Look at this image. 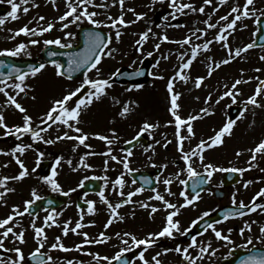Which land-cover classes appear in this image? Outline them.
<instances>
[{"label":"snow or ice","instance_id":"obj_1","mask_svg":"<svg viewBox=\"0 0 264 264\" xmlns=\"http://www.w3.org/2000/svg\"><path fill=\"white\" fill-rule=\"evenodd\" d=\"M7 2L11 6V11L7 13V18L12 20L19 18L18 10L21 8V5L29 4V0H20V3H16L14 0H7ZM51 2L54 6H56V0H51ZM125 2L126 0H112V5L119 4L121 11L117 17L108 15V23H105L104 21L96 19L100 13L96 11H90L89 6L106 9L109 7L107 3L95 4L94 0H66L67 10L58 18L59 22H61V31L68 29L70 25H79L82 21H87L88 24L95 25L96 27H108L115 29V42L119 43L123 35L121 28L135 24L138 21L143 20L147 15V13L136 12L135 9L131 7L125 8ZM156 2L157 0H152V4H155ZM160 2H163V0H160ZM227 2L228 0H219L221 5H224ZM212 4L213 0H203L202 5L197 7L191 2L183 3L180 2V0H168L169 8L173 9V12L170 13L172 19L176 18V13L188 15L189 12H199L204 14L205 6ZM32 7H38V5L33 3ZM149 7H151V5H149ZM29 10V7L26 6L22 9L24 13H28ZM185 10L188 11L186 12ZM215 11H217V9L214 7L213 14ZM126 12H131L135 19L125 20ZM262 17H264V9L256 8L255 0H244L242 7L239 4L231 7L230 11L226 15L220 16L219 20H217L215 23L211 22L212 15H208V18L202 21L206 27L204 29L194 28L190 30V34L185 36L183 40L170 41L167 34L158 35L157 33L153 32V28L151 26H149L145 31L134 34L138 35V39L135 40L136 51L141 52L142 54L143 46L150 39V37L160 41L154 45V50L156 51L161 48V43L166 41L176 43L181 47L185 45L190 46V55L188 52H182L179 54L178 59L181 60L182 63H180L179 69L175 72L174 76L168 79L167 92L170 97V107L168 110L174 118V136L177 141V151L181 153L179 158L184 162L185 165V168L181 169V171H186L189 178L199 177V179L193 183L192 194H188L183 190L180 191L179 195L183 198V203L180 204L172 203L170 200L166 199L165 195L161 194L156 188H152L151 191L153 192V195L148 197V201H159L163 205V210H165L167 213L164 218L165 222L162 228L157 232H149L142 238L131 232L115 233L116 238H118L120 241L121 247L119 248V251H117L113 256H104L98 252L86 253L92 257L96 264H113V261H117L118 264H136L137 260L140 261L141 264H163V261L160 257H162V255H166L168 252H175L179 254L181 257L180 264H198V262L204 261L205 258L211 260L213 257L217 256L219 249L213 247L211 240L202 242L198 240L196 235L191 237L190 242L187 243L186 246L177 244L175 248H164L162 252H156L151 256L150 259L146 257V253L149 249L156 245L157 241L161 237L175 239L177 234L179 236H187L190 233L192 227H195L200 221H203L205 217L210 215L208 211L203 212L201 216L191 221V224L188 228H182L180 220L175 219L180 215L182 209L189 206H194L195 203L201 199L200 192L204 189L200 188V190L197 191V188L202 184L208 183L211 180L214 172H231L242 175L243 173L258 167V164L255 162L257 161L258 157L264 158V139H260L254 147L247 149L251 155L247 161V167L245 168H223L218 167L213 163H205L204 152L208 149L223 145L224 138L233 134L235 125L240 119L245 117L246 113L249 111V106H251L252 109H264V102H262V99H264V80L260 79L259 77H249L247 80L240 78L236 79L230 87L228 85H224L225 91L218 95L214 103L218 105L227 97L231 99L232 105H236L238 103L237 98L243 94L238 88V85L248 83L252 79H256L258 81L254 93L248 96L245 100L239 101L242 107L239 110L238 115L235 118H226L223 125L218 130H214V135L209 136L206 140L201 139L200 142L190 151L184 150V141L186 139H191L195 135L194 121L204 119L205 117L214 114V109L211 106L213 102V93L210 91L205 98L204 104L206 107L200 108L199 112L195 114H189L186 118H182L179 114L181 108L179 99L182 94L175 91V81L177 78H179L180 80L187 83L191 77L185 72V70L190 69L193 62L197 59L200 51H210V45L213 43L220 44L221 47L226 50L227 56L226 58H223L219 61H213L211 57L207 58L210 62L207 69V75L197 76L194 79L195 88H201L204 85V81L207 78H210L215 70L221 68L223 65L231 63L236 58H241L242 53L248 52V50L255 46V41H253L234 50L230 47L229 37L237 30L238 22L246 18H255L254 23L259 24ZM7 18L0 16V27L6 23ZM168 19V16L164 17L165 21H168ZM44 20V16L39 17V21ZM221 22H223V24H221ZM29 23H31V21ZM168 26L183 27V25L172 24H168ZM156 27H161V25H156ZM244 27L246 28L247 25H244ZM53 28L54 24L52 22H48L46 26H39L35 28L29 27L26 24L20 27L18 30H15L10 39H15L21 34L25 36H43L44 33L52 31ZM209 29H218L213 39L206 40L202 44H193V37H195L196 40H201L206 36V32ZM9 31L12 30L10 29ZM257 31H259V28ZM73 35L74 34L70 31H64L63 38L56 37L54 39H45L43 43L45 46L56 45L61 49L72 48L73 44L71 42L65 43L64 41H70ZM253 35H255V33H253ZM261 39L264 40V36H262ZM38 43H40V41L37 39H30L28 41V44L31 45H36ZM112 43L113 38L110 34L105 36L98 31H89L85 33V47L82 51L75 53H61L62 55H66L68 57L66 68L55 59L49 61V63H51L55 68L56 76H67L68 79H71L73 73L84 69L83 79L78 86H76L74 89H69L65 94L62 95V97L54 98L51 102V106L39 118V123L34 122L33 117L28 114L27 109L18 101V97L21 93L26 94V90L30 88V86L26 84V80L30 76H37V74L40 73L46 67V65L44 63H40L35 67L29 65L28 71H22L21 68L17 67L15 64L6 63L5 60L0 59V69L7 70L6 72L0 71V93H2L6 98L5 107L12 106L23 114L22 124L12 125L10 127L6 123L4 112L0 111V128L4 129V135H11L17 140H20L22 136L27 134L31 136V139L34 143L42 142L47 145L55 144L61 140H74L78 142L73 147L74 152L79 146L89 149L91 145L86 143V141L90 137H94L100 141H103L108 146L107 150L102 153H94L91 151L84 153V155L80 156L79 164L75 167H73V161L68 159L67 164L72 167V170L77 171L79 167L90 169L92 165L86 162V157L97 154L107 157V159L104 160L105 172L108 171L110 161L122 165V168L125 170V172H121L114 181H109L106 175L103 177H93L94 179H102L105 181V184L98 192L99 201L104 204L110 212L109 218L104 224L105 229L109 228V226L112 225L117 219L120 221L124 220V217L121 216L117 210L127 204H138L140 208L150 209L148 213L149 217H154L155 213L161 211V208L155 204L143 201H135L133 199L135 196L145 191L144 187H136L132 191H128L126 193L124 192L123 189L126 186L125 173H132L134 171V169L131 167L130 159L134 155V152L131 148H129L126 150V155L124 156L118 157L114 154L112 145L120 139L116 130H110V135H104L100 133L89 134L79 126L81 123L82 113L94 102L100 101L104 96H106L107 90L112 87V76H115L116 73H112V75L107 78H102L100 76L99 68V65L104 58H111L113 57V54L118 51V49L110 47ZM27 46V44L22 42L17 44L13 49L0 50V56L18 57L26 50ZM56 55V52H48L49 57ZM147 56H153V52H147ZM186 57L187 59H185ZM161 58L167 60L169 57L167 55H162ZM260 60L264 61V55L260 56ZM159 64L160 60H157L153 67L155 68L159 66ZM92 70H95L97 73V78L95 79H92L89 76V73ZM255 71L260 72L261 69L257 68ZM241 73L243 74V70H241ZM149 74L153 75V77L156 79H164L163 76H156L154 73ZM10 79L13 80L12 83H8ZM139 87L141 86L136 85V88ZM9 90L13 91L15 94H10ZM33 99H35V97H33ZM195 99L199 100L200 97L197 96ZM116 103H120V101L117 100ZM130 110V107L125 104L119 115L121 117H125L130 112ZM253 115H255V112H253ZM168 123L171 124L173 121H168ZM54 126L57 135L55 138H46L45 134L49 133V131L53 129ZM158 127H160L158 123H152L145 120L132 140H126L124 143L131 145L134 140H138L145 133H147L149 136H152V133ZM61 128H66L68 130L61 132ZM183 129H186V136L183 134ZM70 133H75V135H70ZM155 143L160 144L161 141L157 140ZM170 143L171 141L165 138V146ZM31 148H33V144L17 143L13 148L10 149V151L0 150V154L11 155L20 169L17 175L0 177V202L6 204L7 202L4 200L6 194L8 192L15 191V189L7 186L9 180H22L30 174L29 169L26 167L20 156H22L26 150ZM150 149L153 151V154H155L152 144L144 147V152H148ZM17 153H19V155H17ZM235 154L237 157H239L243 153L241 151H237ZM44 155V152H37V165H39L40 159ZM193 157L198 158L206 175H202L193 166ZM62 159V157H57L55 159L50 175L40 177L41 181L49 185L52 191L55 192L62 191L61 185L56 179L58 176L57 166L61 164ZM148 159L151 161L152 156H149ZM3 167H7V164L3 165ZM160 167L167 168V164L160 165ZM31 171L35 172V168H33ZM259 171L264 172V168H260ZM180 174L181 172H176L174 175L178 178ZM84 179L86 180L88 177H85ZM157 179L159 180L160 178L158 177ZM143 180L145 184L152 183V181L148 180L146 177L143 178ZM160 182H162L165 186L164 191L167 193V195H175V193H173L168 187L173 183L171 178H164ZM179 183L184 185L186 181L180 180ZM252 183V180L245 181L244 187L247 188ZM132 184H136V180H133ZM83 185L84 180H81L78 187H83ZM109 186H111L116 192V195L120 197V201L118 203H112L106 195L105 189H107ZM74 191H76V189H69L68 191L63 192V195L68 196L70 192ZM31 195L32 199L26 200L24 202L23 210H21L19 206H13L12 213L6 218L0 219V230H2L0 231V250L5 253L11 252L14 254V256L0 255V264H24L26 259L24 251L22 247L17 245H23L26 243L25 230L21 227V230L17 232L14 230V228L18 224L16 217H23L26 213L32 216V228L34 229V239L37 244V246L28 254V259H30L33 264H56V258L48 254L53 250H60L63 252H69L73 250L82 251L84 245L105 244L112 239V237L108 236L105 231H101L96 238H90L87 232H77L78 229L85 227V225L81 223V221L84 219V215L82 214L80 219L75 222V227H69L71 221H66L62 228L64 236H67L69 232L83 236L81 243L76 244L74 248H68L64 245V243H62L61 237L57 236L55 237V242L48 246V252H42V249L45 247L48 240L44 226L51 227L56 225L59 227L60 225L57 223L56 217L59 216L60 213L55 212L54 209L49 211L48 215L44 217V226H36L35 221L37 216L35 213L30 212V208L36 204V201H39L43 198L37 194L35 189L32 190ZM84 195L87 196V193ZM261 198H264V188H261L247 204L243 200L237 202L236 195L234 193L232 198V205L234 208L230 211H225L222 213L223 221L235 217H244L245 215L254 213L257 210H259L261 213H264V204L259 203V199ZM48 203L51 204L52 202L48 201ZM85 203L87 205L88 214H95L97 210L95 207L96 202L93 200H86ZM79 207L80 206L77 205V208ZM223 221L216 220L214 222L205 223L203 231H200L198 235L203 236L210 230L211 233L214 234V237L217 241L224 242L222 246L228 248V253L223 257L224 259H228V257L232 255L233 247H239L247 249L249 254L241 258L238 261V264H264V250L256 249V244L253 242V236H245L246 232H252V226L256 223V221H244L243 227L239 229V235L242 239H244L245 242L239 245H237L232 239L233 229L229 228L227 230V234H225V232L217 226ZM90 224L94 225L95 221H91ZM259 233L260 235L255 237L256 243L264 246V225H260ZM9 238L13 240L14 246L11 248L6 247L5 245V242ZM137 249H139V251L133 258H124L126 253L134 252ZM254 249L256 250L254 251ZM63 264H73V260L68 259L64 261Z\"/></svg>","mask_w":264,"mask_h":264},{"label":"rangeland","instance_id":"obj_2","mask_svg":"<svg viewBox=\"0 0 264 264\" xmlns=\"http://www.w3.org/2000/svg\"><path fill=\"white\" fill-rule=\"evenodd\" d=\"M14 2L20 3V0H14ZM180 2H191L199 7L202 5L203 0H180ZM33 3L38 5V7H32ZM94 3H107L109 5V7L106 9L89 6L90 11H96L100 13L96 17L97 20L108 23V15L117 17L120 14L121 9L119 4L112 5V0H94ZM243 3L244 0H228L226 4L221 5L219 0H213L212 5L205 6L204 14L199 12H189L188 15L176 13V18L172 19L170 13L173 12V9L169 8L168 0L163 2L157 1L155 4H152L151 0H126L125 8L131 7L134 8L136 12L147 13V15L143 20L138 21L135 24H131L128 27L121 28L123 35L119 43L115 42V29L108 27H98L107 35L110 34L112 36L113 43L110 45V47L118 49V51L113 54V57H106L102 60L101 64L99 65L100 76L102 78H107L119 68H137L142 60H148L151 65L150 73H154L156 76L164 77V79H156L153 77V75L149 74V80L145 84H152L151 86L155 90V96L157 99L156 104L158 106L154 105L151 107L148 102L149 92L147 90L151 89V87L149 88L148 86H145L131 89L126 86L117 87L112 85V87L107 90L106 96H104L100 101L94 102L82 113L81 123L79 126L89 134L100 133L104 135H110V130L114 129L116 125L123 124V127L119 128V131L125 133L128 129H138L137 127L141 126V124L145 121V118H148L146 119L147 121H153V123H156L153 117H157L159 114V116H164V113L169 114L170 112L168 109L170 107V97L165 96L167 82L169 78L174 76L175 72L179 69L180 63H182V61L178 59L179 54L182 52H188L190 55V46L185 45L181 47L176 43L166 41L162 42L161 48L156 51L154 50V45L160 41L150 37V39L143 46L142 54L141 52L136 51L135 40L138 39V35L134 34L145 31L149 26H151L153 28V32L157 33L158 35L167 34L170 41L183 40L185 36L190 34V30L194 28L204 29L206 26L202 23V21L207 19L208 15H212L211 22L215 23L217 20H219L220 16L226 15L230 11L231 7L237 4L242 7ZM0 4L8 5L7 11L2 15L3 17L7 18V13L11 11V6L8 4L7 0H0ZM149 5H151V7H149ZM25 6L29 7L30 9L28 13H24L22 11L23 7ZM214 7L217 9V11H215L213 14ZM255 7L264 9V0H255ZM158 9L168 11V21H165L164 18L158 21H154L152 19L153 14ZM66 10V0H56V6L53 5L51 0H29V4L21 5V8L18 10V19L12 20L7 18L6 23L0 27V50L4 48L13 49L17 44L23 42L28 46L26 50L20 54V56L15 58L25 57L36 59L39 57L41 49L45 46L43 41L45 39H54L56 37L63 38L64 31H70L74 34L70 41L64 42H71L74 44L77 37V32L82 26L95 25H90L87 23V21H82L79 25H70L68 29L61 31V22H59L58 18L59 16L63 15ZM185 11L187 12L188 10ZM40 16H44L45 20L39 21ZM134 19L135 17L131 12H126L125 20ZM254 19L255 18H246L238 22L237 30L229 37V45L233 50L253 41V33L256 31ZM30 21L31 23H29ZM48 22H52L54 24V28L52 31L44 33L43 36H25L21 34L15 39H10L15 30H18L20 27L26 24L29 27L35 28L39 26H46ZM168 24L183 25V27H169ZM221 24H223V22H221ZM156 25H161V27H156ZM244 25H247V27L245 28ZM10 29L12 31H9ZM217 31L218 29H209L207 30L205 37H203L201 40H196L195 37H193L192 42L193 44H202L206 40L213 39ZM30 39H37L40 41V43L36 45L28 44ZM150 51L153 52V56L148 57L147 52ZM162 55H167L169 58L164 60L161 58ZM262 55H264V49L258 51L248 50V52L242 53L241 58H236L231 63L223 65L221 68L215 70L213 75L204 81V85L197 89L194 86V79L197 76L207 75V69L210 63L207 58L211 57L213 61H219L223 58H226L227 56L226 50H224L220 44L216 43L210 45V51H200L197 59L193 62L196 72L191 73L192 70L189 72L185 70L191 79H189L187 83L180 80L179 78H177L175 81V91L182 94L179 99V103L181 105L179 114L181 117H185L186 115L184 112H187V114H195L199 112L200 108L206 107L204 100L210 91L213 93V102L211 106L214 109V114L207 116L204 119L194 121L195 135L191 139H186L187 141H192L191 143H194L195 145L198 144L201 139L206 140L209 136L214 135V130H218L223 125L226 118H228L229 107L232 105L231 99L226 97L218 105L214 103L218 95L225 91L224 85H228L230 87L236 79L243 78L247 80L250 75V77H259L260 79L264 80V61L260 60V56ZM185 59H187V57ZM157 60H160V64L154 68L153 65ZM45 65L46 67L40 73H38L37 76H30L26 80V84H28L30 88L26 90V94L21 93L18 97V101L27 109L28 114L34 118L35 123H39V118L51 106V102L54 98L62 97V95L65 94L69 89H74L76 86H78L83 79L82 76L80 80H75L72 84H70L63 78L55 75V68L52 64ZM257 68H260L261 71L256 72L255 69ZM241 70H243V74L241 73ZM89 76L92 79L97 78L96 71L92 70L89 73ZM12 82L13 81L10 83ZM257 83L258 81L256 79H252L248 83L238 85V88L243 94L237 98V106L242 107L239 101H243L248 96L252 95L256 89ZM155 86H157V88ZM9 91L10 94H15L13 91ZM197 96L200 97L199 100L195 99ZM33 97H35V99H33ZM3 99L6 100L4 95L0 93V111L4 112L6 123L15 122L21 124L23 114L12 106L5 107V101ZM117 100H119L120 103H116ZM262 102H264V99H262ZM125 104H127L131 110L125 117H121L119 113ZM253 112H255V115H253ZM165 116H167V114ZM132 122L137 123L138 126L135 127ZM159 125L160 127L155 129L152 133L153 135L156 132L152 143L155 154H153L151 149L148 152H144V149L140 147L137 148L133 151L134 155L130 158L131 167L137 171H150L154 167H160V165L167 164L164 176L166 178H168V176L176 177L174 174L176 172H180V170L178 169L179 162L177 161L178 156L176 154L178 151L177 141L174 136V126L173 123L169 124L168 122L160 123ZM124 127L128 129L123 130ZM67 130L68 129L66 128H61V132ZM3 132L4 129L0 128V133ZM133 132L134 131H131V133H128L123 138L120 137L119 133H117L120 139L112 145L115 155L118 157L124 156L121 150H119L117 147ZM183 134L187 135L186 132ZM56 135L57 132L55 130V126L49 131V133L45 134L46 138H55ZM70 135H75V133H70ZM165 138L171 141V143L167 144V146H165ZM3 139L4 137L1 136L0 150L7 149V146H5V140ZM260 139H264V109H252L251 106H249V111L246 113L245 117L240 119L235 125L233 134L224 138L223 145L217 146L216 148L214 147L215 149L213 150L211 149L205 151V163L217 162L220 165H222L221 163L226 165L229 162L233 166H238L240 168L241 166L237 165L240 160H244V164H247V161L251 155L247 149L254 147ZM11 140L14 141L15 144H33V148L26 150L25 153L20 156L26 167L29 169L30 174L22 180L8 181L7 186L15 189V191H11L6 194L4 197V200L7 202L6 204L0 202V219L2 218L1 214L5 215L6 217L11 214L13 206H19L20 209L23 210L24 202L26 200L32 199L31 193L33 189H35L37 194L41 197L48 193L59 195L63 194L65 191H68L69 189H76V191L70 192L68 195L70 196L79 193L78 185L80 184L81 180H84L85 177H103L106 175L109 181H114L121 172H125V170L122 168V165L112 161L109 162L108 171L105 172L104 160L107 159V157L99 154L86 157V162L92 165L90 169L79 167L77 171L72 170V167L67 164L68 159L73 161V167H75L79 164V158L81 155H84V153L89 151L94 153H102L107 150L108 146L103 141H100L94 137H90L86 141V143L91 145L89 149L79 146L75 152L73 151V147L78 142L74 140H61L52 145H47L42 142L34 143L33 141L30 143L29 141L25 139L23 140L22 138L17 140L14 136L11 137ZM157 140L161 141V143L155 146L154 142ZM184 143H186V141H184ZM38 151L45 153V155L40 159V163L43 160H49L54 164L57 157L63 158L61 164L57 166L58 176L56 177L57 181L61 185L62 191H52L49 185L41 181L40 177L42 176L37 175L36 166ZM237 151H241L243 154L237 157L235 154ZM17 155H19V153H17ZM149 156H152L151 161L148 159ZM219 160L223 162L220 163ZM175 162H177V165L174 168L173 164H175ZM255 163L258 164L257 168L251 169L241 175V184L236 188V193L240 194L244 192V194H252L250 191L256 192L261 188H264V172L259 171L260 168H264V158L258 157ZM5 164H7V167H3ZM33 168H35V172L31 171ZM19 171V166L16 164L11 155L4 156L3 154H0V177L17 175ZM50 174L51 172L48 175ZM258 177L262 178L261 183L254 182L247 188L244 187L245 181L251 180V178L256 179ZM125 180L126 186L123 190L126 193L133 188L131 181L128 178V173H125ZM102 181L103 184H105V181ZM175 182L177 183V181ZM254 185L257 186L254 187ZM105 192L107 196H117L116 192L111 186L105 189ZM35 223L36 225H40V219L37 218ZM21 227H23L25 230L26 238L33 229L32 221L26 217H22L20 221H18V224L14 230L19 232ZM29 240L34 241V236H32V238Z\"/></svg>","mask_w":264,"mask_h":264},{"label":"flooded vegetation","instance_id":"obj_3","mask_svg":"<svg viewBox=\"0 0 264 264\" xmlns=\"http://www.w3.org/2000/svg\"><path fill=\"white\" fill-rule=\"evenodd\" d=\"M174 165H177L175 162ZM196 170L198 172H204L203 166L199 161L195 164ZM202 166V167H200ZM179 167L182 169L185 168L184 162H179ZM188 177L186 171H182L181 178H175L178 183L173 182L170 186H168L175 195L169 196L164 191L165 186L163 185L162 179L163 176L159 177L158 183H156L155 188L163 195H165L166 199L170 200L172 203L180 204L183 203V198L180 197V191H185L184 185L179 183L180 180H186ZM166 178V177H165ZM174 179L173 177H170ZM138 187V186H137ZM203 188L204 190L200 192L201 199L195 203L194 206H189L181 210L180 215L175 219H179L181 222L182 228H188L191 224V221L201 216L203 212L208 211L210 215L205 217L203 221H200L195 227H192L190 233L187 236H179L177 234L175 239H170L167 237H161L157 241L156 245L148 250L146 253L147 258H151L156 252H162L164 248H175L177 244L187 245L190 242L191 237L196 235L198 240L202 242H207L211 240L214 248H218L219 252L216 257H213L211 260L205 258L204 261L198 262V264H238V261L244 256L248 255V250L239 247H233L232 255L228 257V259H224L223 257L227 255L228 248L223 247L222 241H217L214 237V234L209 230L203 236H199L198 233L203 231L204 225L207 222H214L216 220L223 221V216L221 213L222 209L230 208L227 211H230L234 208L232 205L233 194L235 193L237 202L243 200L246 204L252 200V195L247 196H238L240 194L236 193L235 187L228 189L226 191L221 185V177L217 176L214 172L211 180L206 183L200 185L197 190ZM193 191V189H191ZM186 192V191H185ZM188 193V192H186ZM189 194V193H188ZM153 195L152 191H144L141 194L135 196L133 199L135 201H143L149 202L157 205L161 208V211H158L154 214V217H149L150 209H143L138 206V204H127L118 209L117 211L121 216L124 217L123 221L115 220L109 228L105 229L104 224L107 222L110 212L107 207L99 201V196H67V202L64 206L55 209V212L60 213L59 216L56 217L57 223L60 225L59 227L53 225L51 227H47L43 225H36L38 227L44 226L45 233L48 237L47 243L45 247L42 249V252H48V246L55 242V237L60 236L62 243L68 248H74V246L78 243H81L83 240V236L74 234L69 232L67 236L63 235V225L66 221H71L69 227H75V222L80 219V216L83 214L84 219L81 221L85 225L82 229H78L77 232H87L90 238H96L101 231H105L108 236H111L112 239L105 244H91L84 245L82 251H69L63 252L60 250L51 251L50 255L56 258V264H63L64 261L71 259L73 260V264H96V262L92 259L91 256L86 253H99L104 256H113L119 248L121 247L120 241L116 238L115 233L120 232H131L138 237H144L149 232H157L159 231L165 222L166 211L163 210V205L159 201H148V197ZM109 200L112 203H118L120 201L119 196H108ZM77 199L85 202L86 200H93L96 202V212L95 214H88L87 207L85 209H77ZM259 203L264 204V198L259 199ZM82 206V204H80ZM225 212V211H224ZM49 211L40 210L36 215L37 218L43 219L46 215H48ZM134 213V215H133ZM91 221H95V224H90ZM244 221H256L253 224L252 232H246L245 236L251 235L253 236L254 244H256V249L264 250V246L256 243L255 237L259 236V227L260 225H264V213H261L257 210L254 213H249L244 217H235L230 218L226 221H223L219 225H217L220 229H222L225 234H227V230L229 228L233 229L232 239L236 242L237 245L243 244L245 241L239 235V229L243 227ZM8 248L13 247V241L8 242ZM19 246V245H17ZM23 246L22 249L24 251L26 259L28 258V254L37 246L36 241L28 240L25 244L20 245ZM232 247V246H229ZM251 247V246H249ZM254 249V251L256 250ZM139 249L134 252L126 253L125 259L133 258ZM14 254L11 252H7V256H13ZM163 261V264H180L181 257L179 254L175 252H168L166 255H162L160 257ZM26 259L24 264H26ZM113 264H118L117 261H113ZM136 264H141L140 261H136Z\"/></svg>","mask_w":264,"mask_h":264},{"label":"water","instance_id":"obj_4","mask_svg":"<svg viewBox=\"0 0 264 264\" xmlns=\"http://www.w3.org/2000/svg\"><path fill=\"white\" fill-rule=\"evenodd\" d=\"M164 15H165V12L158 11L155 14L154 18L158 20L161 17H163ZM258 28H259V31H258V34L256 35V38H255V46H264V40L261 39V37L264 36V19L260 20V22L258 24ZM89 31L97 32L95 29H87V28L82 29L81 32L79 33V39L77 42L78 45L71 48V49H61V48H56V47H52V46L45 48L41 53L42 61L49 62L50 60L55 59L58 62H60L62 65H64V67L66 68L68 57L66 55H62L61 53H75V52L82 51L85 47V33L89 32ZM49 51L56 52L57 55L53 56V57H49L48 56ZM0 59L5 60L6 63L15 64L17 67H20L22 71H28L29 65H32L35 67L41 63V62L32 61V60L17 61V60H12L10 58H0ZM147 69H148V63H144V65L141 67V70L139 72H130V71L128 72V71L123 70L115 76L114 80L118 81L119 78L120 79H124V78L132 79L133 77H141L144 74L143 78H141L137 81L136 80L134 81L137 83L144 82V80L146 79L145 75H146ZM0 71L6 72L7 70L6 69H0ZM83 72H84V69H81L80 71L73 73L71 79L79 77ZM132 75H133V77H132ZM121 76H123V77H121ZM65 77L67 78V76H65ZM237 112H238V108H232L231 109V115L232 116H235L237 114ZM48 169H49V164L45 162L39 168V171H40V173H46L48 171ZM89 188L95 189L96 185L91 183V182L84 183L82 189L85 191H88V190H90ZM48 201H51V200H44L41 203L42 204L46 203V205H51V206H58L62 203V198H55V200L51 201L52 202L51 204H49Z\"/></svg>","mask_w":264,"mask_h":264}]
</instances>
